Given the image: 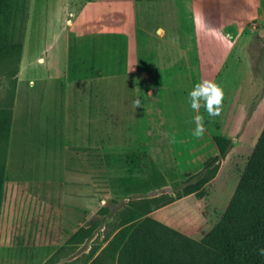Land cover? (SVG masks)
<instances>
[{"label": "rangeland", "instance_id": "rangeland-1", "mask_svg": "<svg viewBox=\"0 0 264 264\" xmlns=\"http://www.w3.org/2000/svg\"><path fill=\"white\" fill-rule=\"evenodd\" d=\"M80 2L22 4V50L1 188L0 264H42L63 244L54 264H82L92 246L105 243L128 199L151 195L172 199L150 211L151 217L202 237L225 209L264 125V33L255 30V20L247 22L214 81L224 103L222 114L210 118L203 106L192 112L189 93L196 82L174 87L155 68L143 77L122 72L108 58L106 75L93 69L90 78L72 80L73 66L85 72L100 60V50L91 55L88 49L91 40L67 34V18ZM173 2H135L141 46L151 40L155 59L165 51L154 37L157 26L167 29L183 19L180 26L188 28L187 18L168 16ZM249 41L256 43L243 48ZM149 86L153 97L145 93ZM136 98L143 106L135 109ZM197 115L206 128L199 139L192 135ZM216 133L230 143L215 174L197 191L177 196L218 152ZM78 229L82 240L67 244Z\"/></svg>", "mask_w": 264, "mask_h": 264}, {"label": "trees", "instance_id": "trees-1", "mask_svg": "<svg viewBox=\"0 0 264 264\" xmlns=\"http://www.w3.org/2000/svg\"><path fill=\"white\" fill-rule=\"evenodd\" d=\"M23 1L0 0V200L22 50ZM212 138L218 152L208 158L198 178L185 180L177 196L197 191L215 174L230 139L218 133ZM171 200L163 195L128 199L105 243L92 246L82 264H264V256L258 254L264 248V125L225 209L202 237L194 238L148 214ZM80 229L68 236L67 244L82 240ZM64 247L60 245L42 264H54Z\"/></svg>", "mask_w": 264, "mask_h": 264}, {"label": "crops", "instance_id": "crops-1", "mask_svg": "<svg viewBox=\"0 0 264 264\" xmlns=\"http://www.w3.org/2000/svg\"><path fill=\"white\" fill-rule=\"evenodd\" d=\"M136 1L81 0L77 8L70 11L72 18H67V34L91 40L88 46L91 55L100 50V60L88 63L87 71L81 72L78 66L72 67V80L90 78L93 69L106 75L110 68L107 64L109 58L112 62L118 61V66L122 65V72H138L143 77L155 68L157 74L162 75L160 78L176 82L174 87L182 86L184 83L181 82L186 80L196 84L203 80L214 82L235 48L237 39L246 30L248 21L255 20L258 24L255 30L261 29L264 33V0H174L172 9L169 5L164 6L170 9L168 16L187 18L188 28L184 30L180 26L184 23L183 19L180 23L174 21L176 23L167 29L157 26L156 32L157 29H163V32L154 37L165 51L160 50L163 55L155 59L157 51L151 40L147 41L146 46H141ZM232 23L235 28L228 29L227 26ZM98 38L100 40L95 42ZM120 39L123 40L119 46L121 51L117 53ZM255 43L245 42L243 48L248 49ZM259 43H264V37ZM147 89H150L149 92L145 91L147 96H155L150 86ZM192 112L196 114L199 111ZM180 116L172 119L179 120Z\"/></svg>", "mask_w": 264, "mask_h": 264}, {"label": "clouds", "instance_id": "clouds-1", "mask_svg": "<svg viewBox=\"0 0 264 264\" xmlns=\"http://www.w3.org/2000/svg\"><path fill=\"white\" fill-rule=\"evenodd\" d=\"M163 32V29H157L156 34L159 36ZM191 108L195 111L203 106L210 118L218 117L222 114L224 103V91L215 82L210 80H203L197 83L189 93ZM203 101V105L201 104ZM143 106L140 98H136L133 101V107ZM211 122V121H209ZM195 128L192 135L199 139L206 131L205 121L202 115H197L194 118ZM259 255L264 256V248L259 249Z\"/></svg>", "mask_w": 264, "mask_h": 264}]
</instances>
